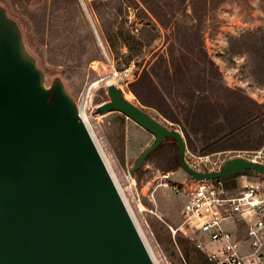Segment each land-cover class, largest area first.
<instances>
[{
	"label": "rangeland",
	"instance_id": "rangeland-1",
	"mask_svg": "<svg viewBox=\"0 0 264 264\" xmlns=\"http://www.w3.org/2000/svg\"><path fill=\"white\" fill-rule=\"evenodd\" d=\"M135 1L0 0V9L18 27L26 54L44 74L45 87L60 81L88 116L98 149L155 264H189L177 236L185 246L186 240L194 243L180 231L174 233L182 225L183 203L172 186L193 178L181 167L169 170L174 164V142L158 148L152 159L131 174L155 137L120 112L97 114L98 106L110 101L108 77L124 97H131L141 107L128 86L151 59L152 51L164 45L169 33L153 17L146 19L139 9L143 5L138 7ZM203 29L206 48L225 84L241 88L264 103V0H229L206 15ZM143 110L185 138L179 126L158 117L151 109ZM259 149L210 154L207 167H200V156L188 148L186 159L200 171H216L239 153ZM252 175L259 177L256 172ZM262 183L264 187L263 180Z\"/></svg>",
	"mask_w": 264,
	"mask_h": 264
},
{
	"label": "water",
	"instance_id": "water-1",
	"mask_svg": "<svg viewBox=\"0 0 264 264\" xmlns=\"http://www.w3.org/2000/svg\"><path fill=\"white\" fill-rule=\"evenodd\" d=\"M97 114L120 112L155 139L138 171L174 138L180 167L198 181L223 180L264 164L235 157L216 171L186 162L183 135L129 103L115 85ZM0 264H155L111 173L60 81L48 88L21 33L0 9Z\"/></svg>",
	"mask_w": 264,
	"mask_h": 264
},
{
	"label": "trees",
	"instance_id": "trees-1",
	"mask_svg": "<svg viewBox=\"0 0 264 264\" xmlns=\"http://www.w3.org/2000/svg\"><path fill=\"white\" fill-rule=\"evenodd\" d=\"M227 1H135L136 6L143 5L139 9L146 19L153 17L169 33L164 45L152 51L151 59L128 90L142 109H151L158 117L179 126L188 150L196 156L250 147L259 149L264 145V103L257 102L241 88L228 87L205 45L204 19ZM139 19L143 22L145 18ZM129 51L133 57L130 46ZM169 141L176 148L172 156L174 164L169 168L173 171L180 167L176 140L165 139L158 148ZM152 154L147 160L152 159ZM258 176L264 181L263 176ZM222 181L226 188L235 185V177ZM186 241L185 246L177 236L187 262L209 264L205 254ZM159 242L164 245L160 238Z\"/></svg>",
	"mask_w": 264,
	"mask_h": 264
},
{
	"label": "built area",
	"instance_id": "built-area-1",
	"mask_svg": "<svg viewBox=\"0 0 264 264\" xmlns=\"http://www.w3.org/2000/svg\"><path fill=\"white\" fill-rule=\"evenodd\" d=\"M243 153L235 157L264 164V148ZM209 157L198 158L200 167H207ZM172 188L183 203L182 225L174 233L188 237L209 264H264V187L259 177L242 173L230 188L222 180L196 179Z\"/></svg>",
	"mask_w": 264,
	"mask_h": 264
},
{
	"label": "bare ground",
	"instance_id": "bare-ground-1",
	"mask_svg": "<svg viewBox=\"0 0 264 264\" xmlns=\"http://www.w3.org/2000/svg\"><path fill=\"white\" fill-rule=\"evenodd\" d=\"M106 84H107V86H111V85H114V80L112 79V78H110V77H108V78H106ZM129 103H131V104H135V106H137V104H136V102H134L132 99H131V97H129V96H125L124 97ZM79 106V105H78ZM83 107V106H82ZM137 107H139V106H137ZM139 108H141V107H139ZM142 109V108H141ZM143 110V109H142ZM79 111H80V115H81V117L83 118V120H84V122L86 123V125H87V127H88V129H89V132L91 133V136H92V138H93V140H94V142H95V144H96V140H95V138H94V136H93V134H92V132H91V129H90V126H89V123H88V116L86 115V113L84 112V110H83V108H79ZM97 145V144H96ZM97 148H98V146H97ZM99 150V149H98ZM100 152V151H99ZM112 176V175H111ZM113 180H114V178H113ZM114 182H115V184H116V186H117V188H118V190H119V192H120V194H121V197H122V199H123V201H124V203H125V205H126V207H127V209H128V211H129V208H128V205H127V202H126V199H125V197H124V195H123V193H122V191H121V189L119 188V186H118V184L116 183V181L114 180ZM129 213H130V211H129ZM130 215H131V213H130ZM131 217H132V215H131ZM132 219H133V217H132ZM134 221V220H133ZM136 224V223H135ZM137 226V225H136ZM150 253V252H149ZM152 257V256H151ZM153 259V258H152ZM154 261V260H153ZM155 263V262H154Z\"/></svg>",
	"mask_w": 264,
	"mask_h": 264
}]
</instances>
